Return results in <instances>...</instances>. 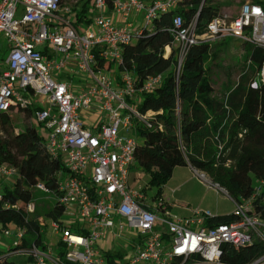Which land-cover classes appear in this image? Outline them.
Returning a JSON list of instances; mask_svg holds the SVG:
<instances>
[{
    "label": "built area",
    "instance_id": "2783aa9c",
    "mask_svg": "<svg viewBox=\"0 0 264 264\" xmlns=\"http://www.w3.org/2000/svg\"><path fill=\"white\" fill-rule=\"evenodd\" d=\"M178 1L111 0L108 5L106 0H91V21L76 25V10L62 8V0H0V38L8 48L0 59V111L31 108L45 152L64 167L56 172L63 213L59 221L50 222L64 255L52 260L50 248L32 245V264H106L100 243L111 248L115 236L125 238L122 232L127 230L136 238H130L131 251L123 264H228L221 261L222 244L238 250L254 239L264 243V217L245 211L251 199L244 201L247 206L234 202L238 221L212 224L207 223L213 216L209 210L178 216L161 198L152 197L150 203L144 190L128 185L129 169L136 163L134 120L150 126L156 115L137 110L139 94L154 91L163 76H147L137 85L135 75L123 68L121 49ZM108 8L112 16L106 14ZM169 31L173 41L165 46L164 56L171 47L176 51L177 79L192 44L232 37L264 48V6L245 1L234 17L222 14L200 33L194 20L185 25L175 14ZM99 60L103 66H98ZM244 63L250 65L249 57ZM75 75L86 78L76 85ZM259 83L264 84V61L251 85ZM83 113L94 116L92 125H86ZM190 169L227 195L204 172ZM17 172L15 166L0 163V199L2 185L12 182ZM34 188L49 193L42 183ZM0 230L14 237L13 246L25 233L12 223ZM248 264H264V253Z\"/></svg>",
    "mask_w": 264,
    "mask_h": 264
},
{
    "label": "trees",
    "instance_id": "16d2710c",
    "mask_svg": "<svg viewBox=\"0 0 264 264\" xmlns=\"http://www.w3.org/2000/svg\"><path fill=\"white\" fill-rule=\"evenodd\" d=\"M80 1L81 6L75 11L76 25L92 19V14L89 15L91 0ZM246 1L264 6V0ZM106 2L110 5L111 0ZM175 14L181 16L185 25L194 20L195 31L200 33L222 15V9L215 0H179L172 11L160 12L149 30L122 47L123 68L135 75L137 85L147 76H163L154 91L139 94L137 110L141 113L152 110L156 115L150 126L134 120L136 164L151 173L150 182L157 187L155 200L160 198L161 186L170 179L174 168L187 166L204 172L213 183L223 187L236 204L251 199L246 213L264 217V84L251 85L264 61V48L247 45L245 58L249 57L250 65L239 74L238 81L223 99L217 100L211 97L213 88L205 66L212 51L210 42H198L189 47L177 79L176 51L171 47L170 53L164 56L165 46H171L173 41L169 30ZM103 64L99 60L98 66ZM0 163L18 169L14 180L2 185L0 227L12 223L25 230L15 250H11L13 246L0 250V264H30L33 257L28 250L32 245L46 248L45 225L31 219L27 210L33 198L32 190L42 183L53 192L56 200L45 218L59 221L63 206L57 201L56 172L64 167L45 152L42 137L34 126L27 125L15 132L11 116L2 111ZM240 218V214L233 211L213 215L207 223H228ZM72 230L79 229L72 227ZM58 245L61 249L56 257L61 260L65 250L60 239ZM221 250L222 262L248 264L264 253V243L254 239L238 250L224 243ZM117 256L124 261V254L104 252L107 264H119Z\"/></svg>",
    "mask_w": 264,
    "mask_h": 264
},
{
    "label": "rangeland",
    "instance_id": "374dc122",
    "mask_svg": "<svg viewBox=\"0 0 264 264\" xmlns=\"http://www.w3.org/2000/svg\"><path fill=\"white\" fill-rule=\"evenodd\" d=\"M222 9V14L228 17H234L238 8L246 0H215ZM61 7L71 9L72 12L79 10L81 6L80 0H62ZM92 11L89 12V15ZM139 19H141L139 17ZM212 45L211 55L207 59L205 66L207 68V75L212 85L213 91L211 97L222 100L225 93L231 89V87L238 81V76L241 72L247 69L245 65V53L247 51L248 44H242L238 41H233V38H228L222 43L210 42ZM175 47V44H173ZM42 48V46H39ZM234 49H237L234 51ZM237 53L241 57L237 56ZM8 54V48L3 38H0V59H3ZM237 58V59H236ZM61 76L64 77L68 74L65 71H61ZM69 78V77H68ZM81 79L85 80L86 77L75 75L73 79L74 84H78ZM139 96L133 97L132 101L135 103ZM12 119L14 131H21L27 125H32L36 129L37 126L33 111L31 108L23 110H12L9 114ZM91 125V124H90ZM120 134L126 135L124 130H119ZM132 135V134H131ZM151 173L143 171L136 163L129 169L128 185L131 188L145 191L149 196V202H153L152 197L157 192V187L151 184ZM33 198L27 209L29 217L37 220L40 224L45 225L43 239L46 244V250L50 248V259L55 260L56 252L59 251V236L50 227V219L45 218V213L51 208L55 202L54 194L51 190L49 193H45L40 189L34 188L32 190ZM160 198L164 202V205L172 214L178 216H190L195 211L209 210L215 215L216 211L220 213H228L235 209L234 202L226 195L213 187H210L199 180L197 175L187 167L177 166L172 179H168L160 190ZM250 206V205H249ZM248 206V207H249ZM65 219V218H64ZM68 222V221H66ZM41 225V226H42ZM123 237L115 238L112 240V246L109 248V244L104 242L102 245V251H108L115 254L119 252L121 254H128L131 251L130 238H136L133 231H123ZM127 238V239H126ZM13 236L4 235L0 230V250H8V246H13ZM16 246H13L11 250H15ZM105 251V252H106ZM52 260H47V264H54ZM116 261L122 264L123 260L120 257H116ZM107 264V263H106Z\"/></svg>",
    "mask_w": 264,
    "mask_h": 264
},
{
    "label": "crops",
    "instance_id": "0c3cea01",
    "mask_svg": "<svg viewBox=\"0 0 264 264\" xmlns=\"http://www.w3.org/2000/svg\"><path fill=\"white\" fill-rule=\"evenodd\" d=\"M106 14L107 15H110V16H112V14H111V11H110V9L108 8L106 11ZM228 38H232V37H225V38H220V39H217V40H215V41H213L214 42V44H216V43H222L223 41H225L226 39H228ZM233 41H238V40H236L235 38H233ZM239 42V41H238ZM237 49H234V51H236ZM246 54H247V51H245V56H246ZM237 56L239 57V54L237 53ZM237 59V58H236ZM82 117L84 118V121H85V123H86V125L87 126H90V124L92 123V120H93V118H94V116L92 115V114H89V113H83L82 114ZM92 125V124H91ZM184 167H187V166H184ZM188 169H190L189 167H187ZM175 169H176V167L174 168V170H173V172H172V175H171V177H170V180L172 179V177H173V173H174V171H175ZM244 205L245 206H247L245 203H244ZM233 211H235V209L233 210ZM233 211H229L228 213H220L221 211H216L215 212V215H224V214H229V213H231V212H233ZM104 244V241L103 242H101L100 243V246L101 245H103ZM8 248H9V246H8ZM52 262V261H51ZM33 262H31L30 264H32Z\"/></svg>",
    "mask_w": 264,
    "mask_h": 264
},
{
    "label": "water",
    "instance_id": "95a60500",
    "mask_svg": "<svg viewBox=\"0 0 264 264\" xmlns=\"http://www.w3.org/2000/svg\"><path fill=\"white\" fill-rule=\"evenodd\" d=\"M202 182L205 183L206 185H210V183L208 181L202 180Z\"/></svg>",
    "mask_w": 264,
    "mask_h": 264
}]
</instances>
